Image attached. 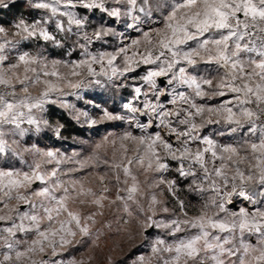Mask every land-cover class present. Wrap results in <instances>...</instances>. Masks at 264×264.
Returning a JSON list of instances; mask_svg holds the SVG:
<instances>
[{
  "label": "clouds",
  "instance_id": "clouds-1",
  "mask_svg": "<svg viewBox=\"0 0 264 264\" xmlns=\"http://www.w3.org/2000/svg\"><path fill=\"white\" fill-rule=\"evenodd\" d=\"M0 264H264V0H0Z\"/></svg>",
  "mask_w": 264,
  "mask_h": 264
}]
</instances>
